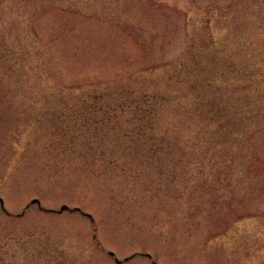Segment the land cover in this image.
Instances as JSON below:
<instances>
[{"label":"rangeland","instance_id":"obj_1","mask_svg":"<svg viewBox=\"0 0 264 264\" xmlns=\"http://www.w3.org/2000/svg\"><path fill=\"white\" fill-rule=\"evenodd\" d=\"M237 25L253 35L228 39ZM208 32L264 57V0H0V264H49L48 244L76 264H264V126L250 171L184 185L168 165L63 152L36 100L153 76Z\"/></svg>","mask_w":264,"mask_h":264},{"label":"trees","instance_id":"obj_2","mask_svg":"<svg viewBox=\"0 0 264 264\" xmlns=\"http://www.w3.org/2000/svg\"><path fill=\"white\" fill-rule=\"evenodd\" d=\"M235 32L253 35L237 25L226 37ZM207 35L202 41L192 34L183 58L155 68L153 76L80 93L40 90L36 100L54 108L43 113L46 128L63 152L92 160L128 156L160 171L168 165L184 185L194 173L210 171L228 183L236 168L250 171L251 140L264 126V57L253 40L225 48ZM12 57L10 48L2 59ZM45 250L49 264H76L64 249L48 244Z\"/></svg>","mask_w":264,"mask_h":264},{"label":"water","instance_id":"obj_3","mask_svg":"<svg viewBox=\"0 0 264 264\" xmlns=\"http://www.w3.org/2000/svg\"><path fill=\"white\" fill-rule=\"evenodd\" d=\"M0 200H1L2 204H3V199H0ZM36 202L40 203V200L39 199H34L32 201V203H36ZM64 210H78V211H82V209L79 208V207H75V208L71 209L67 204L62 205V207H61V209L59 211H64ZM86 214L93 219V217H92V215L90 213H86ZM111 254H114V252L111 251ZM117 261H119L118 258H117Z\"/></svg>","mask_w":264,"mask_h":264}]
</instances>
